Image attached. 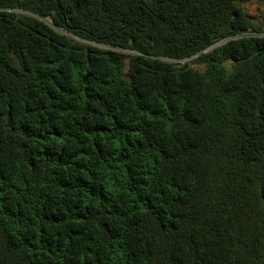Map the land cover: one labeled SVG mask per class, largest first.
Masks as SVG:
<instances>
[{
    "label": "trees",
    "instance_id": "obj_1",
    "mask_svg": "<svg viewBox=\"0 0 264 264\" xmlns=\"http://www.w3.org/2000/svg\"><path fill=\"white\" fill-rule=\"evenodd\" d=\"M261 1L0 0V264H264Z\"/></svg>",
    "mask_w": 264,
    "mask_h": 264
},
{
    "label": "rangeland",
    "instance_id": "obj_2",
    "mask_svg": "<svg viewBox=\"0 0 264 264\" xmlns=\"http://www.w3.org/2000/svg\"><path fill=\"white\" fill-rule=\"evenodd\" d=\"M258 5H259V7L261 9V12L264 15V7H263L264 4H263V1H261L260 4H258ZM255 13H258L259 14V10H256ZM197 66H199L200 68H202L201 65H197Z\"/></svg>",
    "mask_w": 264,
    "mask_h": 264
},
{
    "label": "built area",
    "instance_id": "obj_3",
    "mask_svg": "<svg viewBox=\"0 0 264 264\" xmlns=\"http://www.w3.org/2000/svg\"><path fill=\"white\" fill-rule=\"evenodd\" d=\"M262 36H264V34H262Z\"/></svg>",
    "mask_w": 264,
    "mask_h": 264
},
{
    "label": "water",
    "instance_id": "obj_4",
    "mask_svg": "<svg viewBox=\"0 0 264 264\" xmlns=\"http://www.w3.org/2000/svg\"><path fill=\"white\" fill-rule=\"evenodd\" d=\"M86 78V76L84 77V79Z\"/></svg>",
    "mask_w": 264,
    "mask_h": 264
}]
</instances>
